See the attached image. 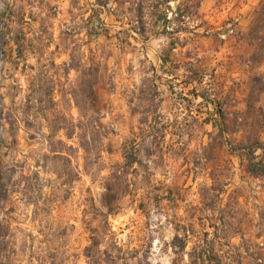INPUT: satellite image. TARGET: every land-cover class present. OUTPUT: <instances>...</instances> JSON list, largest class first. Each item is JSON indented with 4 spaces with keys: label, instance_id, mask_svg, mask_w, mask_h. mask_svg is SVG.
I'll return each mask as SVG.
<instances>
[{
    "label": "rangeland",
    "instance_id": "obj_1",
    "mask_svg": "<svg viewBox=\"0 0 264 264\" xmlns=\"http://www.w3.org/2000/svg\"><path fill=\"white\" fill-rule=\"evenodd\" d=\"M0 264H264V0H0Z\"/></svg>",
    "mask_w": 264,
    "mask_h": 264
},
{
    "label": "trees",
    "instance_id": "obj_2",
    "mask_svg": "<svg viewBox=\"0 0 264 264\" xmlns=\"http://www.w3.org/2000/svg\"><path fill=\"white\" fill-rule=\"evenodd\" d=\"M257 150V148H251L250 149V153L252 154V156H254L255 151ZM249 172H251L253 175H257L258 172L256 171L255 168H249Z\"/></svg>",
    "mask_w": 264,
    "mask_h": 264
}]
</instances>
